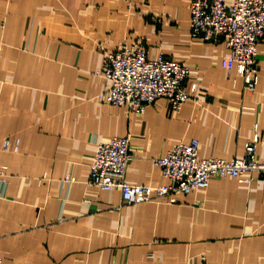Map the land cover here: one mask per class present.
Masks as SVG:
<instances>
[{
	"label": "crops",
	"instance_id": "crops-1",
	"mask_svg": "<svg viewBox=\"0 0 264 264\" xmlns=\"http://www.w3.org/2000/svg\"><path fill=\"white\" fill-rule=\"evenodd\" d=\"M190 2L0 0V264H264V174L137 206L89 183L97 145L118 137L133 185L167 184L155 159L194 139L200 158L230 161L258 135L264 161V39L250 91L221 66L223 43L192 41ZM141 45L194 71L178 113L164 98L142 114L100 99L104 56Z\"/></svg>",
	"mask_w": 264,
	"mask_h": 264
},
{
	"label": "built area",
	"instance_id": "built-area-1",
	"mask_svg": "<svg viewBox=\"0 0 264 264\" xmlns=\"http://www.w3.org/2000/svg\"><path fill=\"white\" fill-rule=\"evenodd\" d=\"M190 36L194 42L223 43L228 54L221 66L227 71L236 70L244 77L247 89H255L259 72L258 45L264 39V0H191ZM192 73L188 65L163 55L150 58L144 45L134 51L116 50L103 59L100 75L110 83V89L100 99L142 114L164 98L170 110L178 113L191 99L186 81ZM258 140L256 135L246 144L244 156L230 161L200 158V143L196 139L179 143L154 161L168 183L147 186L133 185L126 180L131 159L130 140L113 138L97 145L89 165V183L105 192L118 189L123 202L131 206L160 200L174 203L178 194L187 196L206 189L214 177L250 184V174H264V161L257 157ZM2 150L17 153L19 141L11 148L9 140H5ZM4 177L5 168H1L0 178ZM75 182L74 177L63 180L65 185ZM1 184L6 186L8 182L1 180ZM149 258L154 259L153 254Z\"/></svg>",
	"mask_w": 264,
	"mask_h": 264
}]
</instances>
